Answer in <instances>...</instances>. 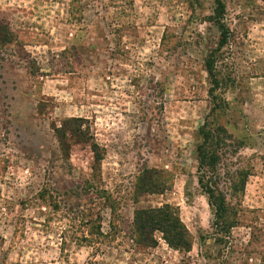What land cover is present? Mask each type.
<instances>
[{
    "label": "rangeland",
    "instance_id": "374dc122",
    "mask_svg": "<svg viewBox=\"0 0 264 264\" xmlns=\"http://www.w3.org/2000/svg\"><path fill=\"white\" fill-rule=\"evenodd\" d=\"M223 3L216 51L212 0H0L13 35L0 49V264H264V0ZM209 52L223 80L209 120L244 145L230 171L250 175L227 199V232L197 185V132L216 104ZM71 120L86 141L69 136L65 159ZM145 171L155 193L134 194ZM165 206L190 252L158 231L153 247L131 239L136 209Z\"/></svg>",
    "mask_w": 264,
    "mask_h": 264
},
{
    "label": "trees",
    "instance_id": "16d2710c",
    "mask_svg": "<svg viewBox=\"0 0 264 264\" xmlns=\"http://www.w3.org/2000/svg\"><path fill=\"white\" fill-rule=\"evenodd\" d=\"M214 9L213 16L210 19L212 24L219 32L218 44L216 51H221L228 45L229 29L224 22L225 5L223 0H212ZM13 43V35L6 23L0 21V49L3 51L10 47ZM204 60L205 72L210 79L212 102L216 103L210 109L208 115L204 119L202 126L198 129V143L195 147V160L197 162L196 174L197 185L204 192L208 206L213 208V217L216 225V231L227 232L234 223L236 214L235 205L227 202V199L239 201V197L244 192L248 177L247 170L238 166L233 171H230L231 166H235L231 162V158L236 156L237 163L241 162L240 151L243 149V143L236 141L227 131L223 130L217 123V116L214 119L211 116L221 110L220 103L215 102V91H217L223 80L217 76L216 59L213 58L214 53H207ZM220 113V112H219ZM75 120L65 123L64 129L58 134L57 143L61 156L69 158L70 145L73 143L79 144L86 141V136L73 124ZM70 136L71 144L68 143ZM232 151L227 152L229 148ZM230 156V158L228 157ZM94 160H98V154L94 151ZM228 163H226V162ZM156 174L151 171H145L138 179L137 187L134 185V194L138 193H155L157 184L154 181ZM224 184V188H218V184ZM71 187H69L70 189ZM68 193H71L69 190ZM107 199V198H106ZM109 200V199H108ZM112 207V206H111ZM113 214L114 209L112 208ZM167 207L161 210H139L136 209L132 222V237L133 241L139 244H145L149 247L156 245L154 233L160 232L163 235L165 242L175 250L190 252L192 241L190 240L187 230L182 226L179 217L168 214ZM92 235V234H90ZM131 236V235H130ZM93 241L98 242L99 238ZM139 239H144L142 242Z\"/></svg>",
    "mask_w": 264,
    "mask_h": 264
}]
</instances>
